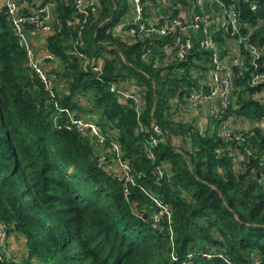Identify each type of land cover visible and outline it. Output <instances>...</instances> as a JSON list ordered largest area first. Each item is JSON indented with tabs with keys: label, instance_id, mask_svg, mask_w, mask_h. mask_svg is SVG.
Instances as JSON below:
<instances>
[{
	"label": "trees",
	"instance_id": "1",
	"mask_svg": "<svg viewBox=\"0 0 264 264\" xmlns=\"http://www.w3.org/2000/svg\"><path fill=\"white\" fill-rule=\"evenodd\" d=\"M141 1L147 14L155 0ZM47 2L54 22L43 48L57 60L48 71L52 99L25 68L0 6V224L5 245L21 240L22 251L19 262L1 256L0 264H264V83L251 82L264 74V0H219L236 11L233 35L224 33L214 0H203L201 9L193 0L154 5L158 24L179 11L189 16L183 8L190 5L194 15H208L217 47L230 50L233 39L244 38L236 53L242 58L229 65L228 105L206 102L210 114L188 100L207 92V50L193 46L183 60H168L169 37L122 40L111 27L125 0H98L97 17L73 28L66 24L72 0H40ZM249 47L257 52L254 64ZM97 59L100 74L89 70ZM123 80L141 89L138 111L108 90ZM57 109L115 141L132 183L98 167L92 144L68 129ZM227 117L235 127L252 125L235 130L242 141L222 135ZM151 137L160 140L150 145ZM158 164L161 176L152 171ZM150 197L166 208L156 223L159 208Z\"/></svg>",
	"mask_w": 264,
	"mask_h": 264
},
{
	"label": "built area",
	"instance_id": "2",
	"mask_svg": "<svg viewBox=\"0 0 264 264\" xmlns=\"http://www.w3.org/2000/svg\"><path fill=\"white\" fill-rule=\"evenodd\" d=\"M215 3L221 7V27L225 34L233 35L237 32V14L231 5L227 9H224L219 0H214ZM246 1V0H243ZM126 6L122 13V16L114 22L111 27V32L119 36L122 40L128 38H136L138 40L151 39L154 36H166L169 37V43L163 47L165 57L168 60L176 59L183 60L188 53L193 49V46L202 50L208 51V64L209 69L207 71L204 84L207 87V92H197L192 94L188 100H191V104L197 105L201 103L209 102L210 99L215 98L218 101L219 106L224 109L228 105L226 99L229 87V65L238 64V59L234 56L226 66L227 60H224L221 52L225 50L223 46L217 47L215 41L211 39L209 30V18L206 14L199 16L190 13L187 16L185 13H178L171 19H163L162 23L158 24L157 20L162 17H157L155 14L148 16L143 11V2L141 0H125ZM194 5L199 9L202 7L203 0H193ZM0 6L4 7L5 18L12 30L13 36L17 45L22 49L26 60L27 71L34 75L37 80L42 83L44 90L52 99V84L48 71L55 69L57 60L52 54L46 52L43 48V43L40 39H32V31L47 35L52 32L53 15L51 14L52 4L47 2L41 4L40 0L34 6H27L24 2L19 0H0ZM28 7V8H27ZM73 16L66 21V24L73 28L76 25L86 22L90 19L92 22L97 17V8L99 7L98 0H72ZM128 8V15L126 10ZM254 8V4H250V9ZM21 9H25V13H22ZM29 9V10H28ZM131 40V39H129ZM244 41V38L236 37L233 39L235 49L231 47L228 50V56L230 54H236L238 45ZM238 55V54H237ZM257 57V52L253 47L248 48L247 58L254 64V59ZM165 58V59H166ZM100 60L97 59L95 64L89 66L90 72L100 74ZM25 65V61H24ZM86 62H82L81 67L85 68ZM253 84L264 83V74H255L251 78ZM119 84V85H117ZM200 85L199 88H201ZM110 92L117 94V97L122 102H130V105L134 110L138 111L140 108V99L142 96L141 89L131 82L125 80L110 84L108 87ZM264 92V91H263ZM184 109V106H180ZM58 112L65 111L68 119V129H75L80 135L86 137L90 144L95 145L93 148L94 153L97 155L98 167L104 169L107 173L114 171L117 179L124 183H132L129 173V165L125 159L122 158L120 148L113 140H107L101 134L99 128L95 123L84 120L82 118L74 116V114L66 109H57ZM72 114V115H70ZM232 119L227 117L219 123V129L227 140L242 141L235 131H229V127ZM264 117L261 122L258 123L262 126ZM155 132L159 134V130L153 125ZM160 139L149 138V144L153 145ZM244 153L248 155V150L243 149ZM227 153L231 156L235 153L231 148H227ZM151 157V153L149 152ZM108 157V158H107ZM110 163H107V162ZM258 164L264 166V154H261L258 159ZM163 167L158 164L153 166L152 171L161 176ZM126 194V189L123 190ZM153 203L159 208L157 214L152 215V220L156 223L162 213L166 214L165 206L155 198L150 197ZM5 227L0 224V257L4 256L6 259L9 256L6 255V248L4 242Z\"/></svg>",
	"mask_w": 264,
	"mask_h": 264
},
{
	"label": "rangeland",
	"instance_id": "3",
	"mask_svg": "<svg viewBox=\"0 0 264 264\" xmlns=\"http://www.w3.org/2000/svg\"><path fill=\"white\" fill-rule=\"evenodd\" d=\"M163 4V2H162V0H155V3L154 4H152V5H149V6H147V8H146V12H147V15L148 16H152V14H154V10L156 9V7H154V5L155 6H160V5H162ZM28 8V7H27ZM187 8V6H185L184 8H183V11H185V12H187L189 15H190V13H192V11H191V8H192V5H190L189 6V9H186ZM29 10V9H28ZM143 11H145L144 10V8H143ZM179 12H181V15H182V11H179ZM126 15H128V8H127V10H126ZM32 36V39L33 40H37V39H40L41 40V42L42 43H44V38H45V36L46 35H44V34H41V33H38L37 31H32V34H31ZM235 47L236 46H234V44H232V48L233 49H235ZM225 48V50H224V53L223 54H221L222 55V57H223V59L224 60H227V64H226V66L228 67V62L235 56L238 60H240L241 58H242V56H240V55H237V54H230L229 55V57L227 58V56H228V50H226L227 49V47H224ZM223 52V51H222ZM25 67H27V64H26V60H25ZM59 67V66H58ZM263 96H264V92H263ZM215 98H213V99H210V101L208 102L209 103V105L211 106V105H214V107L216 106V104H215ZM205 104L206 103H201V104H199V105H196L195 106V108H193V109H195L196 111L197 110H199L200 108H203L204 110H206L207 111V113H209L210 114V112H209V106L207 105V106H205ZM192 108H189V110H191ZM215 110V109H214ZM216 111V110H215ZM71 112V111H70ZM60 113V112H59ZM63 113H64V115L66 116V112L65 111H63ZM73 113V112H72ZM74 114V113H73ZM70 115H72V114H70ZM201 115L202 116H204L203 115V111L201 112ZM260 122H261V120H260ZM239 123V127H235V125H236V123H233V121H231V124H230V127H229V131H235L236 130V132L237 131H240V130H244V129H248L249 127H251L252 125L251 124H249V125H247V124H244L243 123V121H240V122H238ZM263 125H262V127H264V121H263V123H262ZM92 148H95V145H92ZM8 239H9V235H7L6 233H4V242H7L8 241ZM19 242H21V240H19V241H15V243H13V244H7L6 243V246H5V248L7 249L6 250V255L7 256H11V259H9V260H11V261H15V260H17L18 262L21 260V253H22V251L20 250L19 251V247H20V245L19 244H16V243H19Z\"/></svg>",
	"mask_w": 264,
	"mask_h": 264
},
{
	"label": "crops",
	"instance_id": "4",
	"mask_svg": "<svg viewBox=\"0 0 264 264\" xmlns=\"http://www.w3.org/2000/svg\"><path fill=\"white\" fill-rule=\"evenodd\" d=\"M211 107L213 108V107H214V105H211ZM211 113H212V111H211ZM246 124H248V123H246Z\"/></svg>",
	"mask_w": 264,
	"mask_h": 264
},
{
	"label": "water",
	"instance_id": "5",
	"mask_svg": "<svg viewBox=\"0 0 264 264\" xmlns=\"http://www.w3.org/2000/svg\"><path fill=\"white\" fill-rule=\"evenodd\" d=\"M166 136V135H165ZM143 216H145L144 214H143Z\"/></svg>",
	"mask_w": 264,
	"mask_h": 264
}]
</instances>
